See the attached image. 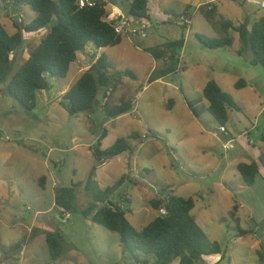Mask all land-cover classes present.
I'll use <instances>...</instances> for the list:
<instances>
[{
	"label": "rangeland",
	"instance_id": "374dc122",
	"mask_svg": "<svg viewBox=\"0 0 264 264\" xmlns=\"http://www.w3.org/2000/svg\"><path fill=\"white\" fill-rule=\"evenodd\" d=\"M110 1L126 11L127 1ZM260 3L261 0H220L211 20L192 4L188 7L192 20L187 28H182L176 19L167 22L169 17L161 9L179 11L187 6L185 3L150 0L153 25L148 37L136 40L124 36L119 44L103 48L111 71L130 69L136 74V79L125 77L115 93L118 97L136 87L133 108L116 118L107 117L100 108L72 114L63 98L62 92L91 65L97 51L94 45L91 52L85 50L82 61L71 64L65 78L52 79L48 90L37 92V104L32 110L5 90V82L0 83V264H150L155 260L153 255L130 252L118 232L85 218L80 210L90 198L82 187L68 221L62 220L56 206V189L85 181L97 164L93 146L103 128L107 129L101 140L103 149L121 136L141 135L140 140L128 139L136 143L134 152L106 159L97 176L101 187H105L115 184L121 172L129 175L131 180L126 179L117 187L111 199L125 204L120 196L125 191L130 199L127 216L134 226H145L158 213L151 199L163 198L173 190L194 198L192 213L209 239L219 242L222 252L215 255L212 264H262L259 251L263 243L255 246V242L263 240L264 235V181L257 178L253 186H244L240 174L233 172L236 156L248 147L242 134L244 126L255 120L245 109L231 110L227 127L234 147L226 148L227 140L215 118L209 112L196 117L185 99L202 97L200 84L223 68L254 84L264 102V69L249 62L250 50L233 58L228 53L231 50H226L228 47L208 48L197 37V33L210 38L224 35L221 23H238L244 12L249 19H259L264 16ZM35 16L27 5L14 7L0 0V22L11 33L16 31L17 23H28ZM47 30L45 27L26 33L28 45L38 44ZM182 35L185 45L180 52L179 71L149 82L153 70L164 64L149 48ZM230 35L234 38L231 47H239V33L230 30ZM29 49L24 48V55L14 61L11 74L28 56ZM239 94L240 90L236 91V101L247 106ZM42 177L46 184L41 182ZM247 201L253 202V207H240V202ZM235 204L239 205L237 210L233 209ZM250 208H255L254 219L250 218ZM47 234H59L62 238L58 258L50 254Z\"/></svg>",
	"mask_w": 264,
	"mask_h": 264
},
{
	"label": "trees",
	"instance_id": "16d2710c",
	"mask_svg": "<svg viewBox=\"0 0 264 264\" xmlns=\"http://www.w3.org/2000/svg\"><path fill=\"white\" fill-rule=\"evenodd\" d=\"M14 7L29 6L36 16L28 23H17L16 31L9 32L0 22V83H6L5 90L21 102L26 109L32 110L37 104V92L48 90L52 79L60 80L68 75L72 63L78 60V53L84 52L86 46L94 45L102 49L93 55L89 67L83 70L78 79L64 92L67 109L75 114L81 111H94L100 108L109 118L121 116L133 108V94L137 88H129L120 96L115 93L123 84L125 77L136 79L130 69L111 71V64L103 51L104 47L119 44L123 35L117 34L112 24L103 17L106 13V2L99 0L95 6L79 8L77 0H2ZM126 12L137 17L151 18L150 0H125ZM198 10L208 19L215 16L216 3L201 4ZM170 13V12H169ZM174 19L184 21L182 28H187L192 18L189 9L182 13H170ZM183 16V17H181ZM53 17L58 24L52 25L38 44L28 45L26 33H35L46 27ZM224 35L210 38L197 33L201 44L208 48L230 47L234 38L230 30L239 33L241 45L237 49L239 55L251 51L250 63L261 65L264 69V16L251 21L247 18L236 23L224 20L221 23ZM185 44L182 35L177 39H167L162 44L149 48L156 59L163 60L160 69H154L149 82L168 75H176L180 65V52ZM30 47L28 56L22 60L18 69L12 73L14 61L24 55V48ZM240 87L241 84L237 83ZM182 93L183 88L179 86ZM102 93V98L100 94ZM191 112L200 117L209 112L219 126L226 128L230 120V111H243L234 97L223 90L214 80L209 79L203 88V96L195 99L185 97ZM207 101V102H206ZM172 104V100H170ZM107 134L103 128L101 136L93 146L97 164L92 167L85 181L73 183L69 187H61L55 191V203L59 208L73 211L76 208L78 189L82 187L90 198L86 207L80 211L92 222L118 232L122 244L132 253L141 252L146 256L153 255L155 260L150 264H171L180 259V264H206L204 256L222 252L218 241L210 240L191 213L195 201L192 196L175 194L171 190L163 198L151 199L152 207L158 212L145 226L138 228L127 218L130 199L121 193L124 206L115 203L111 196L126 179L127 173L121 175L117 182L105 188L100 187L96 179V168L102 159H109L123 152H134L136 145L128 139H138L140 134L121 136L111 146L102 149L101 140ZM264 141V135L261 137ZM264 151L257 160L250 163L240 162L237 170L247 185H252L258 176L264 178ZM165 208L167 213H160ZM46 242L53 258L62 252V238L59 234H47ZM20 246V245H18ZM259 259L263 261L262 251ZM146 264V261H143Z\"/></svg>",
	"mask_w": 264,
	"mask_h": 264
},
{
	"label": "crops",
	"instance_id": "0c3cea01",
	"mask_svg": "<svg viewBox=\"0 0 264 264\" xmlns=\"http://www.w3.org/2000/svg\"><path fill=\"white\" fill-rule=\"evenodd\" d=\"M179 1H181L182 3H185L187 6L185 8H183V9L179 10V11H170L167 8H162L161 9V11L169 17L168 18L169 20H167V22H170V21L173 20V17L170 15L171 12L172 13L175 12V13L180 14L184 10L188 9V7L191 6L192 4L195 6V10H198V7L201 4H204L202 0H179ZM181 17H183V16H181ZM245 18L249 19V14L246 13V12L243 13V16L241 18V21L244 20ZM150 20H151L152 25H153L152 17L150 18ZM176 20L178 21V25L179 26H181V24L184 23V21H182L180 19H176ZM191 20H192V18H191ZM191 20H190V22H191ZM249 20L254 21V19H249ZM160 21L161 20H158L157 22H160ZM161 22L165 23L164 21H161ZM147 37H148V35L146 37H144V38H147ZM91 45L92 44H89V45L86 46V49H90L89 50L90 52H91V48H92ZM231 46L226 49V50H231V52L228 51V53L231 56H233V58L241 57L242 55H239L238 52H237V49L239 47L233 48ZM100 51H102V49H97V51H95L93 53V55L94 54L97 55ZM84 56H85V51L83 53L82 52H79L78 53V60L77 61L78 62L79 61H82L81 58H84ZM180 58H181V55H180ZM198 65H200V64H198ZM178 71H179V69H178ZM209 77L210 76H208V78H206V80L204 81V83L202 85L201 84H200V86L198 85L199 86V89H203L204 86H205V84L207 83V81L209 79H214L220 85V87L223 90H225L228 93H230L235 98V100H237V98L235 96V93H236V91L240 90L241 94H239V98H245L246 105H247V106H244L243 104H241L242 105L241 107L243 108V110L245 109V111H247L252 116V118H254V120H255V122H253L251 120V124L252 125H250V126H248L247 124H245L244 130L242 131V134L244 136H246L247 146L248 147L243 148L242 149V152L240 153V155L236 156V160H234V162H233V165H234L233 172H238V170H237V164L238 163H240V162L250 163L253 160H257L258 157H259V155L264 151V141H262V139H261V137L264 135V102L262 101V98L260 97L259 93L257 92V89L254 86V84H248V82L245 81V80H243L242 78H236V76L234 74H232L231 72H228L227 70H225L223 68L217 74H213V76H211V78H209ZM237 83L241 84V86L238 87L237 86ZM65 91H63L62 93L64 94ZM252 100H254V101H252ZM251 109H253V110H251ZM226 129H227L228 133L232 136V134L229 131V129H228L227 126H226ZM140 139L141 138H138L137 140H140ZM134 144H136V143H134ZM125 153H128V152H123L122 154H125ZM122 154H120V155H122ZM100 165H102V164H100ZM100 165H98L97 168H96V179H97V176H98V170H99ZM263 172H264V170L262 169V173ZM122 173H124V172H121L120 174L122 175ZM257 178H260L262 181H264V178L262 176H258ZM256 179H255V181H256ZM40 180H41L42 183L46 184V179L44 177H42ZM97 181H99V180H97ZM255 181H254V183L252 185H247L244 181H243V184H244V186H253L255 184ZM98 184H99V182H98ZM100 187H101V185H100ZM105 187H107V186H105ZM105 187H102V188H105ZM244 204L245 205L249 204L250 207H253V204L254 203L251 202V201L240 202V207H243ZM194 207H195V205H194ZM238 207H239V205L238 204H235L233 206V209L234 210L235 209L237 210ZM38 212L41 213L43 211L42 210H39ZM191 213H192V211H191ZM232 214H233V217H236V214H234V213H232ZM193 216L195 217L194 214H193ZM254 216H255V208H250V218L251 219H254ZM127 218H128V216H127ZM195 219H196L197 223L200 225L198 219L197 218H195ZM259 226L256 225L257 229H260ZM263 226H261V227H263ZM240 231H241L240 232L241 234H244L245 233L244 230H240ZM261 238L263 240L258 239L255 242V246L256 245H260V243H263L261 245V248H260V251H262V255H263V261H260V263L264 264V235H262ZM210 240H216V239L215 238H210ZM215 255L216 254H211V255L204 256V260H205V257L208 258V261L205 260V263L206 264H212V262L215 261L216 258H217ZM171 264H180V259L179 258L175 259Z\"/></svg>",
	"mask_w": 264,
	"mask_h": 264
},
{
	"label": "built area",
	"instance_id": "2783aa9c",
	"mask_svg": "<svg viewBox=\"0 0 264 264\" xmlns=\"http://www.w3.org/2000/svg\"><path fill=\"white\" fill-rule=\"evenodd\" d=\"M99 0H77V5L79 8L92 7L98 3ZM106 2L105 10L106 13L103 19L112 24L114 30L117 34L132 38L140 39L144 38L149 34V28L152 26V22L147 17H137L128 14L122 7L114 4L110 0H102ZM204 4H214L220 0H202ZM260 5L264 7V0H261ZM219 130L223 133L224 138L227 140L225 143L226 148H233L232 143L233 137L228 133L227 129L224 126H220ZM6 139L9 140V136H6ZM106 159H102L101 164H104ZM120 204V203H119ZM124 206V204H120ZM62 220L68 221L72 213L69 210L59 208ZM160 213L166 214L167 211L165 208H161Z\"/></svg>",
	"mask_w": 264,
	"mask_h": 264
},
{
	"label": "water",
	"instance_id": "95a60500",
	"mask_svg": "<svg viewBox=\"0 0 264 264\" xmlns=\"http://www.w3.org/2000/svg\"><path fill=\"white\" fill-rule=\"evenodd\" d=\"M58 18L57 17H53L52 19H51V21L49 22V23H47V25H46V28L47 29H49L52 25H56V24H58Z\"/></svg>",
	"mask_w": 264,
	"mask_h": 264
}]
</instances>
